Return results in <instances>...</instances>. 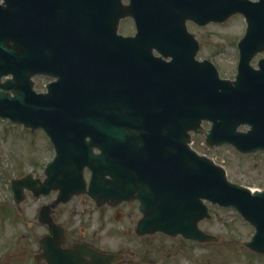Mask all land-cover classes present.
Wrapping results in <instances>:
<instances>
[{
	"label": "water",
	"instance_id": "obj_1",
	"mask_svg": "<svg viewBox=\"0 0 264 264\" xmlns=\"http://www.w3.org/2000/svg\"><path fill=\"white\" fill-rule=\"evenodd\" d=\"M238 12L248 22L238 74L223 79L212 61L196 58L199 44L186 22L224 21ZM128 16L134 35L118 31ZM263 50L264 0H4L0 117L43 128L56 150L44 179L12 181L16 200L26 188L36 196L58 189L53 206L81 192L99 205L134 197L143 212L139 233L218 240L199 227L212 217L208 199L253 224L245 244L264 253V190L230 181L222 165L190 145L195 131L210 147L264 149V57L259 69L251 64ZM38 74L56 78L47 92L35 91ZM242 124L250 129L239 130ZM105 257L110 263L121 255Z\"/></svg>",
	"mask_w": 264,
	"mask_h": 264
},
{
	"label": "rangeland",
	"instance_id": "obj_2",
	"mask_svg": "<svg viewBox=\"0 0 264 264\" xmlns=\"http://www.w3.org/2000/svg\"><path fill=\"white\" fill-rule=\"evenodd\" d=\"M188 25L201 44L197 57L210 59L222 77L234 79L239 60L237 44L246 26L242 16L236 14L224 22H210L203 26L189 21ZM119 31L134 33L133 19L126 17L121 20ZM260 57H264V52L254 57V66H257ZM50 78L35 77L36 90L43 91ZM247 128L246 125L240 127L241 130ZM204 138L203 134H194L193 146L217 159L226 168L230 180L254 189H264V151L242 153L229 144L210 148ZM54 154L52 143L42 129L31 130L0 118V264H12L17 259L19 263L21 258H26L24 253L30 252L32 237L36 240L41 231L36 224H32L35 212L42 202L53 196L52 192L48 197L38 199L28 192L27 199L16 203L11 180L29 172H33V176L44 177L43 168ZM208 204L212 217L202 220L200 226L217 235V241L198 242L181 235L171 237L163 233L137 238L114 218L104 223L98 219V224L93 226L96 216L89 211L94 202L85 194L75 195L64 206L68 215L77 216L80 226H93L115 250L125 247L124 252L131 260L121 264H148L151 261L169 264H264V254L244 244L254 234V226L233 208ZM76 208L78 213H72ZM129 249H135L137 254L131 256Z\"/></svg>",
	"mask_w": 264,
	"mask_h": 264
},
{
	"label": "flooded vegetation",
	"instance_id": "obj_3",
	"mask_svg": "<svg viewBox=\"0 0 264 264\" xmlns=\"http://www.w3.org/2000/svg\"><path fill=\"white\" fill-rule=\"evenodd\" d=\"M184 46H191V43H185ZM86 173L88 175L89 171ZM86 197L91 201L93 200L87 195ZM93 202L94 206L89 211L90 214L93 213L96 216L93 226L98 224V219L104 223L108 219L114 218L127 231H130L137 238H142L135 232L138 219L142 216L138 200H125L117 206L111 204L98 206L94 200ZM65 209V206L61 204L51 213L53 223L62 225L63 233L60 235L57 228H52V223L48 221V215L43 216L42 219L40 206L37 208L34 215L35 221L32 224H36L37 228L41 230L39 236L36 240L32 237L30 252L24 253L26 258L23 260L21 258L19 263V259H17V262L12 264H72L65 259H55L56 252L54 250H59L64 258L70 256L72 262H75V259L79 257V264H121L131 260L124 252L125 247L115 250L106 238L100 236L98 230H95L93 226H80L77 216L68 215ZM83 209L87 210V207H83ZM77 211L78 208L74 209L72 213L77 214ZM97 212L98 215H96ZM89 219H92V216L89 215ZM114 251H120L124 254L119 263H109L106 257H103L105 253ZM129 253L131 256L137 254L135 249H129Z\"/></svg>",
	"mask_w": 264,
	"mask_h": 264
}]
</instances>
